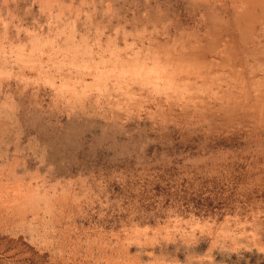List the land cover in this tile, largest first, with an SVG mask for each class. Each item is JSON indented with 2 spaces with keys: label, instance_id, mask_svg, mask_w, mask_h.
I'll return each mask as SVG.
<instances>
[{
  "label": "rangeland",
  "instance_id": "rangeland-1",
  "mask_svg": "<svg viewBox=\"0 0 264 264\" xmlns=\"http://www.w3.org/2000/svg\"><path fill=\"white\" fill-rule=\"evenodd\" d=\"M253 250L264 0H0V264Z\"/></svg>",
  "mask_w": 264,
  "mask_h": 264
},
{
  "label": "trees",
  "instance_id": "trees-1",
  "mask_svg": "<svg viewBox=\"0 0 264 264\" xmlns=\"http://www.w3.org/2000/svg\"><path fill=\"white\" fill-rule=\"evenodd\" d=\"M92 155H94L91 156L92 161L96 163L99 162L102 157L99 151L94 152V154ZM232 258L235 259L236 257L233 256ZM235 264H264V253L253 250L246 254L244 258L238 259V262H236Z\"/></svg>",
  "mask_w": 264,
  "mask_h": 264
}]
</instances>
